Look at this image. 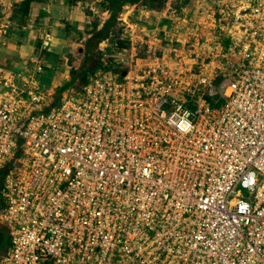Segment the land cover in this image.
<instances>
[{
  "label": "built area",
  "instance_id": "1",
  "mask_svg": "<svg viewBox=\"0 0 264 264\" xmlns=\"http://www.w3.org/2000/svg\"><path fill=\"white\" fill-rule=\"evenodd\" d=\"M204 3L215 37L203 44L221 54L200 59L224 66L202 65L200 84L168 9L173 33L134 41L141 26H127L50 107L40 55L3 66L15 22L0 0V264H264V0H195L193 32ZM173 38L181 54L162 53ZM210 79L223 83L215 105L195 94Z\"/></svg>",
  "mask_w": 264,
  "mask_h": 264
},
{
  "label": "rangeland",
  "instance_id": "2",
  "mask_svg": "<svg viewBox=\"0 0 264 264\" xmlns=\"http://www.w3.org/2000/svg\"><path fill=\"white\" fill-rule=\"evenodd\" d=\"M194 2H195V0H167L164 7H163V8H166V6H167L168 9H170L172 11H176V15L173 18L179 19V20H182L183 18L185 19V25L180 30H177L178 33H176V34L180 33L179 35H181L186 29H189V32H186V35H187L188 39L190 40L189 44L190 45L193 44V48H191V47H190V49L185 48L183 51L184 52L189 51L192 59L189 61V63H185V61H187L189 58L185 59L184 55L180 53L181 46H180V42H179L178 38H176V39L173 38V41H172L173 44H176L175 46H177V48H174L176 50L175 53H169L168 48H166L165 45L164 46L161 45V47H162L161 51H162V53L167 54V55H171V56H174V54H176V55L181 54L180 55L181 62L184 61V65L182 64V67L184 66V68L186 69V72L191 71V73L193 75H195L194 79L187 81V83L188 84L191 83V85L193 84V86H196L197 82L199 83V78H203L202 77L203 75L199 77V71H201L202 65L205 64V68L202 69L203 73H205V75H208L209 73L213 72V70L215 68L221 67V69H222L224 64L221 60H215L212 62H206V60H203V61L201 60L202 58H205V56L208 53H210V55H214V56L215 55L220 56L221 53H220V51L216 52V50H219V49L215 50L213 47H211L213 45L214 41L212 42V44H209V45L203 44V38L204 37H207L205 39V40H207V42L210 41L213 38V36L215 37L213 31H209V29L208 30L203 29V28H209V26L211 25V21H209V18L207 17L208 16L207 15L208 14V11H207L208 7H207V5H205V3L202 7L200 4L201 9L199 11L200 15H204V17L200 16V17H202V20H203V22H201L202 27H199L200 30L198 29L197 31L193 32V29H194L193 24L195 22H197L196 18L192 17V15L194 13V8H195ZM5 3H6V1H5ZM134 9H135L136 14L138 16H139V14H140V16H142L140 18L139 17H136V18L131 17V21H133V22L135 21L134 24L141 26L140 31L139 30L137 31V32H139V34H137L135 36V39H132L134 41L137 39V37H139L140 39H143V41H146L147 36H151V34L156 33V31L159 29H162V30L170 29L171 30L170 32L173 33L172 28L177 26L175 23H173V22L171 23V20H169L165 17H164V19H166L168 21L167 23H164L162 25H160V24L156 25L155 24L156 19H154L155 17H152V16L146 17L147 15L144 17V14H146V13H143L144 8H141L139 6H135ZM147 11H148V9H147ZM125 13H126L125 11L120 12V14L118 15V22H117L116 26L114 28H111V30L109 32V35L112 37V39H114L115 43L119 42V43H123V45H125L127 43L125 38H127V36H129L131 34L128 31V29H126L127 26H125V25H129L130 23L125 22L126 20L123 19L124 16H121V15H124ZM185 14L188 16L183 17ZM128 16L130 18L131 14H129ZM108 19H109V17L107 18V20ZM229 19L230 18H227L226 21H228ZM14 22H15L14 33L12 34V37H11L12 39L10 38L11 39V46L6 53L5 60L4 59L2 60L3 66L8 70H15V71L16 70H23V69L29 67L27 63H28L30 58H32V57L35 58L36 56L40 55L43 68H45L46 70L48 68H51L50 66L52 64H50L49 61L46 60V56H45L46 52L44 53V51L41 49V47H40L41 45L37 48V50L33 49V51L31 53H26L24 51L23 47L26 45V43H29V40L31 39V35H30V33H28L29 31H22L19 28V23H21L20 16L15 15L14 16ZM94 22H96L95 23L96 25H103L101 22H97V21H94ZM179 22H181V21H179ZM222 23L223 22H219L218 26L220 25L221 27H223ZM121 26H124L123 29H125L127 31V34H125L124 32L123 33L121 32L119 34L117 32V30L120 29ZM97 27H99V29L102 28V26L101 27L97 26ZM201 28L203 30H201ZM192 34H195L196 36L192 37ZM48 38H50V37H48ZM79 41L73 42L75 44L72 47H70L69 49H64L63 52L60 53V54L64 55V57L67 58V65H68L69 69H71V68L77 69L83 62L86 42H83L82 40H79ZM196 42H200L199 45L197 46V48L195 46ZM189 44H188V46H189ZM55 50L58 51V49L56 47H55ZM145 51H147L146 48L145 49H142V48L137 49V52L139 54L138 56H145L144 55V54H146ZM195 54L198 55V58L193 59ZM26 64H27V66H26ZM197 65H198V67H197ZM43 71H44V69H43ZM215 72L218 73V70ZM45 79H47V78H45ZM209 82H211L210 83L211 94L208 93V87H203L201 85H198L196 87V90L198 92H196L195 94L196 95L198 94L199 96L198 95L197 96L202 98L204 101L215 105L221 100L220 93L222 92L221 87H222L223 83L219 82L218 79H214L213 81L210 79ZM62 83H61V85H63ZM43 85H45V88L47 86V88H48V89L46 88L47 90L50 89L47 80H46V82L43 83ZM59 88L60 87H52L51 91L49 90V92H50L49 98H50L51 102L54 101V97H55L56 93L58 92L57 90ZM184 99H186L188 101L189 98L186 97ZM194 108H195V106L190 107L191 110H193ZM3 248L5 249L6 245L3 246ZM4 249H3V251H4ZM1 253H0V255H1Z\"/></svg>",
  "mask_w": 264,
  "mask_h": 264
},
{
  "label": "crops",
  "instance_id": "3",
  "mask_svg": "<svg viewBox=\"0 0 264 264\" xmlns=\"http://www.w3.org/2000/svg\"><path fill=\"white\" fill-rule=\"evenodd\" d=\"M11 1L14 3L11 11L12 19L14 20L15 15L20 16L21 23H19V28L22 31H29L28 33L31 35L29 43H26L23 47L24 51L31 53L33 49L37 50L41 45V49L44 53L46 52V60L52 64L51 68L47 70L43 68L44 71L41 78L42 83L47 80L50 91L52 87H61L62 82L64 84L69 80L70 69L67 65V58L60 53L64 49L72 47L75 44L73 42H78L79 40L86 42L92 35V28L96 23L94 21L104 24L107 18L110 17L109 11L102 7L109 0H30L27 14L24 18L21 10L22 3L25 0ZM135 6L125 5L122 8V11L126 13L121 16H124L125 22L130 23L125 26L134 24L135 21H131V17H142L140 14L139 16L136 14ZM144 11L147 10H143V13H146L144 15H147L146 17H155L156 25L168 22L164 19L168 12L167 6L160 11ZM129 14H131L130 18ZM117 20L118 17L116 18ZM97 26L101 27L103 25ZM97 30H99V27H97ZM11 39H9L8 46L1 54V60H5L6 53L11 46ZM100 44L102 47L105 45V43ZM55 47L58 51L55 50Z\"/></svg>",
  "mask_w": 264,
  "mask_h": 264
},
{
  "label": "trees",
  "instance_id": "4",
  "mask_svg": "<svg viewBox=\"0 0 264 264\" xmlns=\"http://www.w3.org/2000/svg\"><path fill=\"white\" fill-rule=\"evenodd\" d=\"M167 0H109L103 4V8L109 11L110 17L103 24L102 28L97 30V25L94 24L92 28V36L86 41L85 52L82 64L77 68H71L69 71V80L65 82L57 91L54 101L51 103V107L57 106L61 95L64 91L69 89H79L83 86L88 78L92 76L101 67L100 54L98 52V45L102 41H107L109 46L117 45L124 46L123 43L114 42V39L109 35L111 28H114L117 24L116 18L122 11L125 5H136L141 8H145L151 11H160L163 9ZM30 0H25L22 3L23 18L27 14L28 5ZM121 29V28H120ZM118 29L120 34L122 30ZM49 110L46 109L45 112ZM7 245L6 236L3 230L0 229V253L3 252V246Z\"/></svg>",
  "mask_w": 264,
  "mask_h": 264
}]
</instances>
